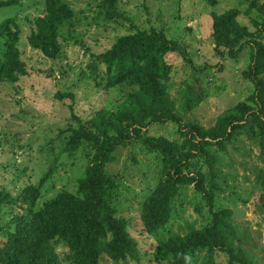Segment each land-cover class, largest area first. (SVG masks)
Wrapping results in <instances>:
<instances>
[{
	"label": "rangeland",
	"instance_id": "1",
	"mask_svg": "<svg viewBox=\"0 0 264 264\" xmlns=\"http://www.w3.org/2000/svg\"><path fill=\"white\" fill-rule=\"evenodd\" d=\"M11 1L17 3L0 9V24L13 19L18 26L19 39L12 53L25 64L27 75L0 82V192L16 199L34 186L39 189L37 209L59 193L77 195L78 180L90 160L83 148L73 156L65 152L67 131L77 128L76 119L86 122L101 111L109 116L123 112L126 96L136 91L125 84L107 87L100 75L105 68L92 65L93 55L110 49L133 28L161 31L186 50L185 58L168 55L170 73L163 81L182 124L150 123L137 126L139 133L131 129L114 162L106 166L117 183L115 216L136 242L139 262L102 255L99 264H169L156 257L159 242L201 231L211 224V216L202 195L193 186L184 187L171 201L172 220L165 229L157 236L148 233L143 219L145 202L173 169L163 154L149 151L145 140L180 144L179 131L184 125L208 130L227 113L252 106L253 86L241 75L249 64V50L237 60L220 56L212 37L213 22L216 16L230 14L255 32L256 25L264 22V0H121L117 6L121 17L115 20L105 16L99 1L67 0L73 23L59 30L60 52L53 59L27 42L44 13V0ZM9 53L0 37V61ZM186 92L202 97L191 111L183 105ZM58 94H73L74 99L59 100ZM238 124L243 127L233 134L228 152L217 147L211 150L217 156L214 172L220 187L216 211L230 214L229 223L235 229L230 236L232 252L246 264H264V135L248 115ZM202 163L198 159L195 164L198 168ZM20 212L17 205H0V261L9 256L15 232L12 220ZM53 248L61 263L68 264L66 246L55 242ZM228 261L224 254H215L214 264ZM190 264L210 263L200 251L191 255Z\"/></svg>",
	"mask_w": 264,
	"mask_h": 264
},
{
	"label": "trees",
	"instance_id": "2",
	"mask_svg": "<svg viewBox=\"0 0 264 264\" xmlns=\"http://www.w3.org/2000/svg\"><path fill=\"white\" fill-rule=\"evenodd\" d=\"M109 20L120 18L117 6L121 0H96ZM44 13L35 23V30L27 38L29 47L38 50L47 58L59 56V30L71 26L72 10L67 0H44ZM17 2H0V9ZM255 32L241 26L230 14L216 16L213 22V41L222 57L237 60L247 48L249 64L242 71V79L253 86L250 96L252 106H244L239 112L227 113L208 130L200 126L184 125L179 131L183 142L169 143L163 139H146L150 152L163 154L172 164L173 172L157 186L145 202L143 219L147 231L157 236L172 220L171 201L179 197L184 187L193 186L203 200L211 216V224L201 231H193L183 237L169 238L159 242L158 260L169 264H190V257L205 252L209 263L214 264L215 254L229 257L227 264H246L235 255L230 246L234 228L226 210L216 211L215 196L220 187L216 182L214 165L216 154L228 152L233 134L243 125L238 123L248 115L255 128L264 135V22L257 24ZM19 28L13 19L0 24V37L5 40L9 54L0 61V82L16 80L27 75L25 64L12 53L19 39ZM186 57V50L178 41L169 39L165 33L133 28L121 35L110 49L94 56L92 65L104 66L100 71L105 85L115 88L121 84L136 89L126 96L124 111L108 115L101 111L89 121L76 119L77 128H71L65 152L73 156L81 148L88 151L89 164L78 180L77 195L59 193L46 200L37 209L39 189L28 186L19 198H10L0 192V205L11 204L20 208L12 224L15 232L11 238L9 256L0 264H62L55 254V242L63 243L69 253L68 264H99L102 255L115 261L139 262L136 242L126 231L125 223L115 216L117 183L106 172V166L114 162L115 153L124 145L132 131L150 123H177L182 119L175 112L164 80L170 73L166 61L170 54ZM59 100H73V94H58ZM187 111L197 107L202 97L190 92L183 94ZM125 124H129L127 127ZM198 159L203 163L197 168ZM206 167L207 171L202 169ZM208 183V188L204 184Z\"/></svg>",
	"mask_w": 264,
	"mask_h": 264
}]
</instances>
